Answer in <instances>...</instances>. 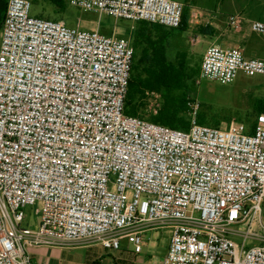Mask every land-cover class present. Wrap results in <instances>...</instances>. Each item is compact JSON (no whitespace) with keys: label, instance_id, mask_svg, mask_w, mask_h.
<instances>
[{"label":"built area","instance_id":"obj_1","mask_svg":"<svg viewBox=\"0 0 264 264\" xmlns=\"http://www.w3.org/2000/svg\"><path fill=\"white\" fill-rule=\"evenodd\" d=\"M68 2L99 21L172 29L185 10L179 0ZM32 7L9 0L1 33L0 264H35L41 247L122 250L125 240L141 254L144 234L159 228L171 234L160 264H264V113L252 132L236 120L201 124L196 97L189 130L128 115L131 37L37 17ZM229 23L238 28L240 16ZM251 28L264 35V21ZM241 73L264 76V59L212 44L197 84H231ZM37 204L36 226L23 225Z\"/></svg>","mask_w":264,"mask_h":264},{"label":"trees","instance_id":"obj_2","mask_svg":"<svg viewBox=\"0 0 264 264\" xmlns=\"http://www.w3.org/2000/svg\"><path fill=\"white\" fill-rule=\"evenodd\" d=\"M44 1L62 13L69 9L68 0ZM8 2L9 0H0V37ZM32 2L37 4L39 0H32ZM188 10L185 4L183 21L180 26L183 30H186L190 23ZM163 27L165 26L157 23L141 21L138 22L137 29L132 33L135 57L125 113L143 117L175 129L189 130L191 117L188 101L190 97H196L197 94V79L202 68L201 59L194 63V57H190L186 50L179 51L175 58L169 57L166 41L170 34L164 32ZM211 30L213 29L209 26H199V31L203 34H209ZM150 94H159L162 105L157 114L153 113L147 118L145 109L149 105V101L146 99ZM252 100V112L248 110L237 118L239 122L246 125L247 123L250 124L249 131L251 132L257 123L258 115L264 113V97H255ZM213 109L214 107L207 102L201 104L198 116L201 124L220 127L223 120L230 122L235 119L233 116L215 115ZM91 264H102V258H97Z\"/></svg>","mask_w":264,"mask_h":264},{"label":"rangeland","instance_id":"obj_3","mask_svg":"<svg viewBox=\"0 0 264 264\" xmlns=\"http://www.w3.org/2000/svg\"><path fill=\"white\" fill-rule=\"evenodd\" d=\"M68 4V11L62 13L44 0H39L37 4H33L32 15L47 19L62 18V16H65L62 20L71 26H76L80 19L82 27L87 29H92L97 26L99 20L98 15L72 7L69 2ZM101 23L104 29H112L115 26L118 27L119 31L116 33L117 35L131 37V39L135 28L132 29L133 32H130V26L138 25L137 22H130L124 19L117 20L111 16L102 17ZM101 31L106 34H113V32L107 33L103 31V29ZM175 31L179 33L177 37H175V41L180 44L179 49H187L190 57H194V63L200 61V59L202 63V51L206 49L207 41L203 40V37L200 36V41L196 45H192L191 37L194 38V36L198 35L196 28L192 32L189 30L181 31L179 29ZM175 50L176 48H174V50L171 48L169 49V57H173ZM260 96L264 97L263 75L248 76L245 73H241L231 84H221L209 80H204L200 84H197L196 98L201 101V104L207 102L214 107L213 112L215 115L220 114L223 117L233 116V118H235L233 120L236 121H238V117L248 110L252 112V99ZM153 99L154 95L150 94L146 100L149 101V104ZM145 112L147 118L154 113L151 111L149 105H147ZM227 123L229 122L223 120L220 127H226ZM247 126L249 129L250 124L247 123ZM40 205L41 204L29 205L26 207V220L23 225H27L30 222L37 223L40 219V215L36 213V210ZM169 236L171 237V234L170 230L167 228H159L146 232L144 234L143 251L141 254H135L133 245L126 240L123 242L122 250L105 249L102 246H77L63 249L61 251V257L59 258H57L55 250H48L49 254H43L45 258L43 259V264H91L97 258H101V256H104L102 264H153L151 262L153 258L162 256L165 253Z\"/></svg>","mask_w":264,"mask_h":264},{"label":"crops","instance_id":"obj_4","mask_svg":"<svg viewBox=\"0 0 264 264\" xmlns=\"http://www.w3.org/2000/svg\"><path fill=\"white\" fill-rule=\"evenodd\" d=\"M186 4L188 7L190 15V23L186 30L182 28H168L163 27L164 32H169V37L167 38V52L169 49L176 48L175 54L172 58H175L179 51L187 49H179V43L175 41V37L179 34L176 29L181 31H198V35L191 37L192 45H196L200 41V36L203 40L207 41V47L202 51L204 56L207 48L212 44H219L224 47L238 48L242 50L243 54L247 58H262L264 59V35L253 32L251 28L252 21L262 20L264 21V0H179ZM199 14V18L196 20L193 17V13ZM233 15H239L241 18V23L238 28L230 25L229 20ZM100 22V25H99ZM131 22V21H130ZM197 25V26H196ZM199 26H209L211 33L203 34L199 31ZM100 30L106 31L107 33H117L118 27H113L112 29H104L102 27L101 21L98 20L97 26ZM130 32L132 29H137V25L130 26ZM134 30V31H135ZM213 31V32H212ZM132 40V39H131ZM174 48H173V47ZM169 54V53H168ZM36 226V222H33ZM170 244V236L168 238L166 251L162 256L155 257L151 260L153 264H160L167 254ZM48 250L56 251L57 258L61 257V251L63 249L58 248H48L41 247L32 250V255L35 264H43V254H47ZM49 254V253H48ZM102 260L104 256H101ZM121 259V258H119ZM118 260V259H115ZM103 262V261H102Z\"/></svg>","mask_w":264,"mask_h":264}]
</instances>
